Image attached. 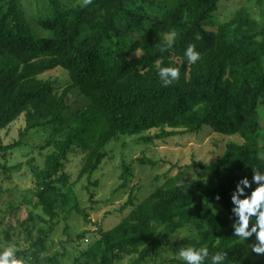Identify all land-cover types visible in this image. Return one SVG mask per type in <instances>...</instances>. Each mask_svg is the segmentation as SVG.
I'll use <instances>...</instances> for the list:
<instances>
[{
    "label": "trees",
    "instance_id": "trees-1",
    "mask_svg": "<svg viewBox=\"0 0 264 264\" xmlns=\"http://www.w3.org/2000/svg\"><path fill=\"white\" fill-rule=\"evenodd\" d=\"M72 1L67 8L59 0H45L48 15L36 16L32 25L19 0H0V132L23 123L18 140L3 145L0 137V153L20 147L31 131L53 130V151L37 173L35 193L47 217L38 219L48 228L38 231L30 264H58L61 256L41 254L59 203L70 202L64 170L73 148L86 155L78 179H89L105 158L104 148L119 136L147 133L140 141L151 143L198 134L205 126L238 135L242 142L229 143L214 162H194L200 177L195 184L169 179L138 203L130 194L120 208H131L130 213L113 228L97 230L87 254L96 264H116L125 256L133 257L129 264H144L168 245L169 236L190 226L194 235L182 239L178 251L207 243L210 254L227 253V264H264V257L253 259L248 245L233 237L231 212L239 180H251L253 169L264 172V24L241 8L217 29L205 30L223 0H172L160 14L148 11L147 0H91L86 6L84 0ZM172 33L174 44L167 48ZM112 38L132 57H109L104 43ZM190 44L201 54L195 64L184 58ZM158 58L160 66L180 69L179 81L163 86ZM57 68L69 76L62 89L40 79ZM73 89L86 101L84 109H72ZM56 134L61 137L53 140ZM138 162L155 167L145 158ZM131 176L124 167L122 188ZM154 224L162 230L153 236Z\"/></svg>",
    "mask_w": 264,
    "mask_h": 264
},
{
    "label": "rangeland",
    "instance_id": "rangeland-1",
    "mask_svg": "<svg viewBox=\"0 0 264 264\" xmlns=\"http://www.w3.org/2000/svg\"><path fill=\"white\" fill-rule=\"evenodd\" d=\"M59 1L67 8L74 5L72 0ZM147 1L150 2L149 6L146 5L148 11L160 14L172 0ZM19 5L32 25L37 24L36 16L48 15L45 0H19ZM241 8H245L259 24H264V0L261 3L258 0H223L204 23V29H217ZM104 49L109 57H132L127 54L126 49L117 46L115 38L105 41ZM40 79L53 82L57 89H62L69 83L68 73L59 68L42 74ZM71 92L70 99L74 101L72 109H84L86 101L81 98L79 91L73 89ZM260 120L264 128V106L260 110ZM22 125L20 120L0 132L3 145L18 140ZM52 134V129L31 131L20 147L9 150L5 156L0 153V250L9 244H15L23 257H30L38 231L48 228L46 223L38 219V216L45 220L47 217L37 206L35 193L37 173L43 169L46 155L53 151ZM146 135L148 134L119 136L111 141L104 148L105 158L102 164L89 179L87 176L78 179L85 152L79 148L71 150L64 170L69 176L68 186L72 189L70 202L67 206L59 203L52 232L46 242V252L41 256L52 257L59 253L61 256L58 257V264H96L87 250L98 239L97 230L113 228L130 213L131 208L120 211L130 194L135 196V202L138 203L150 196L166 180L195 184L200 177L198 171L191 167L194 162H214L229 143L242 142L238 135H220L214 133L209 126H205L198 134H186L166 141L141 142L140 138ZM60 137V134H56L53 140ZM142 158L154 162L155 167L140 164L138 160ZM124 167L131 169L132 176L126 187L122 188L120 175ZM65 189L66 186L62 187V191ZM213 209L219 212L218 209ZM84 214L87 215L86 219ZM30 215L34 220H30ZM154 226L153 236L162 230L158 225ZM193 235V229L185 226L169 236L168 245L162 248L159 255L144 264H175L173 261H179L175 254L180 241ZM254 243V240L250 242L251 245ZM132 258L125 256L116 264H129ZM252 258L259 257L253 254Z\"/></svg>",
    "mask_w": 264,
    "mask_h": 264
},
{
    "label": "clouds",
    "instance_id": "clouds-1",
    "mask_svg": "<svg viewBox=\"0 0 264 264\" xmlns=\"http://www.w3.org/2000/svg\"><path fill=\"white\" fill-rule=\"evenodd\" d=\"M90 2L91 0H84L85 6ZM175 35V33H172L171 38L167 40V48L173 46ZM166 50V48L161 49V51ZM184 58L189 64H195L200 60L201 54L197 51L195 44H190L184 50ZM161 64L162 60L158 58L156 60L158 76L164 87L179 81L181 75L179 68L162 67ZM252 172L251 180L247 176L240 179L231 195L233 237L240 244H247L256 257H264V172L258 169H253ZM253 185H255V188L249 195L246 190L252 189ZM253 237L255 243L249 245L248 242ZM18 251L15 244L4 247L0 250V264H30V258L20 256ZM175 257L182 264H227L228 262L226 252L217 251L210 254L207 243L200 247L194 245L182 246Z\"/></svg>",
    "mask_w": 264,
    "mask_h": 264
}]
</instances>
